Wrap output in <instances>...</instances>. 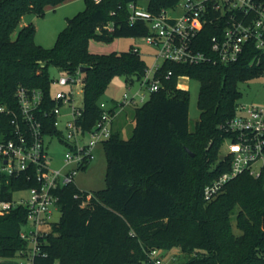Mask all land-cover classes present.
Wrapping results in <instances>:
<instances>
[{"label": "trees", "instance_id": "16d2710c", "mask_svg": "<svg viewBox=\"0 0 264 264\" xmlns=\"http://www.w3.org/2000/svg\"><path fill=\"white\" fill-rule=\"evenodd\" d=\"M65 1L0 0V104L18 110L19 87L41 89L50 101V68L76 74L87 67L81 123L91 129L102 116L101 99L113 78L125 76L131 85L148 66L133 47L91 53L90 40L144 37L148 26L130 23L129 4L158 13L180 0H85V9L67 20L52 48L36 43L33 23L12 37L25 14L42 16ZM213 34L206 28L201 37L208 41ZM255 55L247 49L232 65L164 62L162 88L135 107L131 138L123 139L116 129L103 143L106 188L88 192L70 184L56 191L61 217L39 237L33 264H129L145 259L146 250L175 247L187 258L172 264H264V170L259 177L245 172L217 197H204L205 187L230 169L229 160L220 158L229 137L224 125L236 115L243 95L239 84L264 74V59L252 64ZM181 77L200 81L201 113L193 130L190 92L179 86ZM31 186L25 176H0V198L11 200ZM27 216L24 206L0 214V264L30 250L21 237Z\"/></svg>", "mask_w": 264, "mask_h": 264}, {"label": "built area", "instance_id": "2783aa9c", "mask_svg": "<svg viewBox=\"0 0 264 264\" xmlns=\"http://www.w3.org/2000/svg\"><path fill=\"white\" fill-rule=\"evenodd\" d=\"M129 9L131 24L141 20L148 26V34L142 38L156 50L155 63L146 68L134 94L125 93L111 107L100 103L102 116L91 129L81 123L84 105L74 104V87L84 86L80 70L52 79V85L71 90H51L50 101L41 89L19 87L15 94L18 110L0 104V176H25L32 183L17 191H28V197L0 198L1 215L19 206L27 209L26 223L33 229L30 233L21 232L30 247L20 255L23 264H33L39 253V237L45 234L41 228L49 224L53 208L59 206L56 191L75 184L78 173L96 159V147L110 139L113 122L125 109L144 104L162 88L160 69L164 62L232 65L247 49L256 50L252 64L263 62L264 0H180L176 6L158 13L136 3L129 4ZM206 28L214 31L208 41L201 37ZM224 129L229 137L223 145L228 149L223 159L229 160L230 169L205 187L207 200L220 195L235 177L245 172L259 177L264 170V107L239 104ZM47 139H57L67 146L59 169L52 168ZM172 259L166 250L153 248L146 250L145 259L129 264L175 263Z\"/></svg>", "mask_w": 264, "mask_h": 264}, {"label": "rangeland", "instance_id": "374dc122", "mask_svg": "<svg viewBox=\"0 0 264 264\" xmlns=\"http://www.w3.org/2000/svg\"><path fill=\"white\" fill-rule=\"evenodd\" d=\"M185 0H182L184 2ZM86 7L85 0H66L57 6H49L45 9L42 16L34 13H27L23 16L21 23H33L37 29L35 41L38 45L45 48H52L57 40L59 33L66 27L67 20L74 17L79 12H82ZM21 25L15 30L12 37L16 38ZM138 48L139 54L145 60L148 67H152L155 63L156 50L147 44L142 37H117L108 40H101L92 38L89 42V50L94 54H110L112 52H125L130 48ZM50 74L53 79H58L63 73L56 68H50ZM84 73H82L83 75ZM179 86L187 89L190 92V107H189V121L190 129H195L197 121L200 119V109L198 106V96L200 90V81L193 78L181 77L179 79ZM140 88V81H135L133 84L126 82L125 76H116L113 78L107 87L101 102L108 107L114 105L115 101H121L123 95L128 93L134 94ZM242 92V97L239 100L241 106H261L264 107V75L255 76L247 81H242L239 84ZM58 90H65L69 92V87L61 88L56 84L52 85V93ZM74 104L76 106H83V86L74 87ZM148 97V95H146ZM140 105V104H139ZM136 106H131L125 109L117 117V126L121 133V137L125 140L130 139L135 127L134 110ZM117 129V130H118ZM49 155L52 158V168L59 169L62 167L67 146L57 139H47ZM228 153L226 147H222L220 158L223 159L224 154ZM96 159L84 170L80 171L75 179L78 187L88 192H95L106 188V171L108 159L103 148L99 145L95 149ZM216 179V178H215ZM28 191L16 192L15 198L28 197ZM61 217V208L54 207L48 225L42 226L41 231H49L51 223L58 222ZM234 231L237 235L241 232L236 227V220L233 221ZM30 223H26L23 231L30 233L32 231ZM168 258L173 262L178 263L187 258L186 254L181 251L179 247L171 250H166ZM24 259L16 256L10 259H1V264H23Z\"/></svg>", "mask_w": 264, "mask_h": 264}, {"label": "crops", "instance_id": "0c3cea01", "mask_svg": "<svg viewBox=\"0 0 264 264\" xmlns=\"http://www.w3.org/2000/svg\"><path fill=\"white\" fill-rule=\"evenodd\" d=\"M21 27L22 26H24V25H27V23L26 22H22L21 24ZM117 118L115 119V121L113 122V131H115L116 129H118V126H117ZM76 184V186L78 187V185H77V183H75ZM79 189H81L80 187H78ZM81 190H83V189H81ZM86 191V190H85Z\"/></svg>", "mask_w": 264, "mask_h": 264}, {"label": "water", "instance_id": "95a60500", "mask_svg": "<svg viewBox=\"0 0 264 264\" xmlns=\"http://www.w3.org/2000/svg\"><path fill=\"white\" fill-rule=\"evenodd\" d=\"M87 70H88L87 67H82V68L80 69L81 73H85ZM187 151H188L191 155H194L193 153H191L190 150L187 149Z\"/></svg>", "mask_w": 264, "mask_h": 264}]
</instances>
